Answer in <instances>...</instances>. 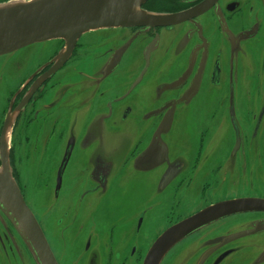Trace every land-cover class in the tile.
Here are the masks:
<instances>
[{
  "label": "flooded vegetation",
  "instance_id": "af4514ba",
  "mask_svg": "<svg viewBox=\"0 0 264 264\" xmlns=\"http://www.w3.org/2000/svg\"><path fill=\"white\" fill-rule=\"evenodd\" d=\"M142 9L184 16L175 24L123 29L128 31L127 39L121 44L124 38L120 39L115 49L101 55L92 52L104 46H84L92 50L88 55L102 60L93 70H75L68 64L71 55L56 67L55 58L64 44L37 65L30 63L34 51L30 60L0 57V84L18 83L0 113V144L9 123L11 132L4 142L12 177L58 264H138L139 252L147 246L139 261L143 264L153 244L147 219L154 206L148 201H161L168 190L179 193L214 156L215 148L192 166L185 153L173 151L176 118L200 95H215L217 111L225 109L227 114L231 145L225 144L221 132H213L208 142L215 143L219 136L216 146L225 180L237 175V160L244 163V171L246 145L264 146V0H148ZM123 46L127 47L117 58ZM132 46L139 54L132 60L128 77L119 81L113 73ZM112 60L116 64L103 74ZM69 70H75V75ZM145 87L152 94L138 97ZM241 105L251 128L242 121ZM127 124V136L120 140ZM53 147L61 154L50 155ZM152 173L159 179L153 191ZM35 176L39 178L36 191L45 188L49 194L48 203L37 209L39 213ZM140 176L139 191H146V196L139 204L135 225L119 237L115 234L118 217L102 227L107 219L100 223L94 216L125 185L135 189ZM27 193L33 194L32 205ZM130 215L126 212L123 217L133 224ZM262 220H254L253 226ZM231 234L201 239L199 248L186 250L177 264H233L230 256L238 250L231 245ZM263 235L264 231L256 236ZM250 247L257 252L255 264H264V242L254 240ZM0 264H35L33 254L1 210Z\"/></svg>",
  "mask_w": 264,
  "mask_h": 264
},
{
  "label": "rangeland",
  "instance_id": "374dc122",
  "mask_svg": "<svg viewBox=\"0 0 264 264\" xmlns=\"http://www.w3.org/2000/svg\"><path fill=\"white\" fill-rule=\"evenodd\" d=\"M2 1L7 2L9 0ZM123 29L127 28L99 29L83 34L77 40L68 64L73 65L72 67L75 70L82 71L93 70L96 67H99L102 60H95L92 55L104 54L107 49H115L119 45L120 39L124 38L120 44L126 40L128 37V31H124ZM63 44H65L63 40L36 43L1 57L30 60L35 56L30 63L32 64L35 61V65H37L45 59H48L52 54L57 53L56 50H58L59 46H62ZM33 46H35V50ZM39 46L45 47L39 48ZM84 46L104 47L103 49L92 52V50ZM134 47L135 46H132L130 50L124 53V57L121 59L116 71L113 73V76L116 75L117 78H119V81L128 77L129 72L131 71L130 67L132 60L139 54V50ZM32 52L33 56L31 55ZM89 52H92V55H88ZM75 70H69L70 74L75 75ZM17 86L18 83L15 81L6 82L4 86L3 84H0L1 114L7 107V102L15 92ZM122 92L123 88H120L119 93L121 94ZM151 94V88L145 87L140 90L138 97H148ZM216 101L217 98H215V95H200L194 99L190 109L188 108L189 110H186L184 114H181L176 118V124L171 135L173 151L175 150L177 152L181 151L185 153L190 159L192 166L197 165L198 161L206 151L209 152V150L211 151L215 148V152L214 156L211 158L210 162L206 164L204 169H202L197 176L193 175L191 181L186 182L179 193L172 194V191L168 190L167 193L162 196L161 201L159 198L151 200L150 202L148 201V204L151 203V205L154 206V210L149 213L150 216H148L147 219V224H149L151 229V240L153 242L157 235L163 230H166L165 228H169L173 224L179 223L204 209V207L206 208L223 200L226 201L248 197L264 200V146L259 145L257 148L251 145H246L244 147V149H246L245 169L243 171L244 163L242 164L237 160V175L231 176L230 180H225L220 173L223 159L222 157H218L220 153L217 151L218 147L216 146L219 136L215 139L216 144L213 142L209 145L208 142L212 137L213 132L214 134L216 132H221L223 138L226 140L225 144L229 147V144L231 145L232 143V133L227 127L228 121L226 111L225 109L223 111H217ZM255 101L256 99L253 100V103ZM239 112L244 125L251 128L250 117L249 115L247 117V114H245L246 110L245 108L243 109V105H241ZM128 127L129 124H127L125 130L119 134L120 140L126 138ZM213 128H215V130H211ZM10 132L11 131H9V133ZM227 132L229 133L228 135L230 136V139L226 135ZM111 136H108V139H111ZM224 148L225 147L223 146V149ZM49 153L50 155H56L57 153L61 154V152L56 151V147H53L52 151ZM149 178L151 181V190L153 191L155 184L159 179L157 178V174L154 173L150 174ZM142 180L143 176L136 178L135 189H133L130 184H127L124 189L113 193L109 200L103 204L101 209L94 216L95 220L101 223L104 222V218H106L107 221L104 223L107 224H100L104 227L109 226L110 223L112 224L113 222L111 221L118 217V219L115 220V222H119L115 234L119 237L129 234L132 225H135L136 223L135 218L137 217L139 204L146 196V191H139V186L141 185ZM38 182L39 178H36L35 176L36 210L42 207V204L48 203L49 197L48 192L44 191L45 188L42 191H36ZM68 182L73 183V179L68 178ZM32 195V193H27L26 195L31 205L33 203ZM126 212L131 214L129 219L133 224H129V220L123 217ZM262 217H264V215L259 213H243L226 217L222 221L212 224V226L203 231H196L190 238L178 242L176 247L171 248L165 254L164 259L160 264H177L179 257L182 256L186 250L187 252L194 251V248L197 250L199 248V241L201 239L203 240V238H212L229 233L235 235L239 230H242L243 232L254 231L253 221ZM261 233L262 232L256 234L253 233V235L244 236L231 242L232 247H237L238 250L230 256V260L233 264H255L257 252L250 247V244L254 240L259 242V244L263 243L264 235L263 237L256 236ZM256 249H258V247ZM144 250L139 252L140 258L138 259V264L144 255Z\"/></svg>",
  "mask_w": 264,
  "mask_h": 264
},
{
  "label": "water",
  "instance_id": "95a60500",
  "mask_svg": "<svg viewBox=\"0 0 264 264\" xmlns=\"http://www.w3.org/2000/svg\"><path fill=\"white\" fill-rule=\"evenodd\" d=\"M147 1L30 0L12 2L9 0L0 3V57L36 43L63 40L64 48L55 58L57 60L55 65L58 67L68 59L77 40L87 32L145 25L163 26L183 20V14L162 15L146 12L142 6ZM131 41L132 39L127 44ZM126 47L123 46L116 52L117 58L122 55ZM115 64L116 60H112L106 67L108 70L103 74H106ZM9 129L10 124L6 123L0 144V210L31 251L36 264H58L39 224L25 204L12 177L7 145L4 142ZM65 157H68V153ZM64 163L65 161L63 165ZM248 212H264V200L240 198L208 206L165 230L153 242L143 264H160L165 254L188 235L225 217ZM262 231H264V220L254 224V231L239 232L233 235L232 239Z\"/></svg>",
  "mask_w": 264,
  "mask_h": 264
},
{
  "label": "bare ground",
  "instance_id": "6f19581e",
  "mask_svg": "<svg viewBox=\"0 0 264 264\" xmlns=\"http://www.w3.org/2000/svg\"><path fill=\"white\" fill-rule=\"evenodd\" d=\"M11 1H12V2H21V1H24V2L26 1V2H27V1H30V0H11ZM236 215H237V214H236ZM232 216H233V215H232ZM170 227H171V226H170ZM170 227H169V228H170ZM167 229H168V228H167Z\"/></svg>",
  "mask_w": 264,
  "mask_h": 264
}]
</instances>
